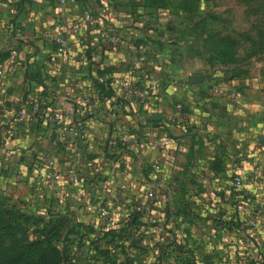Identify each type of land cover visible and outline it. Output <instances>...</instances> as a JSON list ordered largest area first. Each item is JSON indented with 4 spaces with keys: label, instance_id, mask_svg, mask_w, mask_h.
<instances>
[{
    "label": "crops",
    "instance_id": "1",
    "mask_svg": "<svg viewBox=\"0 0 264 264\" xmlns=\"http://www.w3.org/2000/svg\"><path fill=\"white\" fill-rule=\"evenodd\" d=\"M145 1L0 0V182L4 188L34 197L43 210L72 211L85 223L93 222L103 201L110 200L109 192L124 198L149 189L172 195L183 182L195 210L205 217L210 201L228 208L215 195L226 198L233 174L243 176L256 195L264 191V77L226 78L218 66L205 62L183 12L158 9ZM83 9L107 16L119 43L102 41L96 30H81L78 35L85 43L75 44L76 57L68 60L46 34L57 30L61 16L78 19ZM12 48L18 50L14 66L7 61ZM81 54L86 61L79 59ZM118 78L134 80L138 97L119 102L112 119L109 107L114 100L99 93L94 84ZM144 92L149 98L142 106ZM85 96L95 99L87 117ZM33 105L40 111H33ZM20 106L25 114L18 119ZM51 111L61 120L39 118V113ZM74 121L89 127L79 183L64 173L69 151L57 130L61 123ZM125 128L140 134L137 149L119 146ZM165 139L167 146L161 144ZM47 155L54 158L53 167L46 165ZM213 164L218 166L214 171ZM190 179L195 187L186 185ZM180 225L190 231L188 240L194 241L199 260L240 264L244 244L238 240L228 246L215 234L212 221Z\"/></svg>",
    "mask_w": 264,
    "mask_h": 264
},
{
    "label": "trees",
    "instance_id": "2",
    "mask_svg": "<svg viewBox=\"0 0 264 264\" xmlns=\"http://www.w3.org/2000/svg\"><path fill=\"white\" fill-rule=\"evenodd\" d=\"M207 1L146 0L145 4L174 13L183 12L186 19L191 21L190 32L200 42L205 62L218 67L228 65L235 60L234 41L222 35L221 28L215 26V14L202 11L201 4ZM194 17L198 19L194 20ZM238 75L236 72L226 78ZM94 85L99 93L105 92L112 102L127 100L128 96L122 95L117 79L96 82ZM212 166L213 171L218 167L217 164ZM184 185L183 182L178 184L172 195L156 192L146 221L133 209L139 197L146 192L125 198L119 195L117 205L113 198L104 200L101 206L115 217L112 225H101L96 217L97 211L92 223H85L73 217L72 211L61 214L46 209L48 215L53 214L47 219L38 215L23 214L24 225H10L8 229L26 234L28 239H20L19 243L15 244V253L8 255L0 264H207L204 258H201L202 261L198 259L194 241H190V236L188 240V228H182L180 225L187 223L196 226L198 221L204 219L212 221L215 234L228 246L239 240L244 244L246 251L249 231L239 226V207L247 198H239L229 187L226 198L223 194H214L219 196L222 204L225 202L228 208H218L214 201H210V209L207 210L206 216L202 217L194 208L196 203L194 204L190 195H186L183 190ZM186 185L195 187L197 183L190 179ZM247 201L251 202L253 199L250 197ZM121 205L126 206L122 212ZM214 207L218 211L209 213ZM170 221L173 222L172 225L169 224ZM180 234H185L186 237L181 238ZM242 259L241 256L238 263Z\"/></svg>",
    "mask_w": 264,
    "mask_h": 264
},
{
    "label": "built area",
    "instance_id": "3",
    "mask_svg": "<svg viewBox=\"0 0 264 264\" xmlns=\"http://www.w3.org/2000/svg\"><path fill=\"white\" fill-rule=\"evenodd\" d=\"M59 3H67L68 0H58ZM96 30L99 38L106 43L118 44L119 39L113 33L111 25L108 22L107 16H102L89 9H83L81 16L78 19H69L66 16H61L59 27L52 33H47L46 36L53 41L56 50L63 54L68 60L76 57L74 53V45L83 46L85 39L78 35L79 31ZM73 38V41L69 40ZM18 57V50L12 48L9 51L7 61L10 66L16 64ZM79 59L84 62L86 56L81 54ZM142 59V58H141ZM117 81L121 85L122 95L131 98H137L138 88L136 82L132 79L118 78ZM149 95L144 92L140 98L142 106L147 104ZM95 99L90 96H85L82 99L84 104V116L92 115V107ZM118 102H113L109 107V114L112 119H115L118 114ZM39 106L33 105L32 110L39 112ZM25 114L24 106H20L16 112L18 119L22 118ZM45 117L48 121H60V115L55 111L48 112L46 115L39 113V118ZM58 133L62 143L68 148L69 156L65 175L74 183H79L82 180L81 165L83 163L82 149L86 144L88 138L89 127L86 124L78 123V121L61 123L58 128ZM120 138L117 140L121 148H128L130 150L137 149L141 144V136L138 132L131 131L127 128L121 130ZM168 140L165 139L161 142L163 146L168 145ZM167 154L172 155V149H167ZM47 166L53 167L55 160L52 156L47 155L44 157ZM257 176L261 175L260 171H255ZM230 190L237 194L241 199L252 198L253 201L248 202L245 200L240 207V228H245L249 231L246 243L248 249L242 255L243 259L240 264H264V191L256 195L252 190H249L245 184V179L240 174H233L230 180ZM115 201V205L119 202V195L117 193H108ZM107 195V196H108ZM156 197V191L149 189L145 195L139 197L137 203L133 206L135 212H139L144 218L149 217L151 203ZM121 210L124 211L126 206L121 205ZM96 217L99 223L103 226L112 225L114 223V215L108 213L104 207H100L97 211Z\"/></svg>",
    "mask_w": 264,
    "mask_h": 264
},
{
    "label": "rangeland",
    "instance_id": "4",
    "mask_svg": "<svg viewBox=\"0 0 264 264\" xmlns=\"http://www.w3.org/2000/svg\"><path fill=\"white\" fill-rule=\"evenodd\" d=\"M203 5L202 11L206 9L216 15L214 24L221 28L222 35L234 41L235 60L219 66L220 71L226 75L238 72L239 75L235 77L252 75L254 78L259 77V80L263 78L264 0H208ZM3 186L0 182V261L15 253V244L20 239H28L26 234L9 230L10 225H24L23 214L38 215L45 219L53 215H48L34 197L16 195ZM217 211L214 207L209 213Z\"/></svg>",
    "mask_w": 264,
    "mask_h": 264
}]
</instances>
